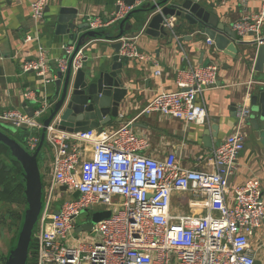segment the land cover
Returning a JSON list of instances; mask_svg holds the SVG:
<instances>
[{
    "label": "built area",
    "instance_id": "built-area-1",
    "mask_svg": "<svg viewBox=\"0 0 264 264\" xmlns=\"http://www.w3.org/2000/svg\"><path fill=\"white\" fill-rule=\"evenodd\" d=\"M238 1L244 6V0ZM140 3L141 0L133 4L118 0L113 18L102 21L88 17L87 25L94 30L123 19ZM47 4L48 0L29 3L30 16L36 23L42 22ZM160 11L157 7L153 13ZM263 15L264 0L257 15L243 10L232 23L236 40L245 41L251 32L252 42L262 43L259 30ZM176 21V16H163L161 25L178 41ZM37 40L36 33L24 38L26 43ZM118 41L120 57L148 59L138 50L134 38L121 36ZM204 46L216 51L209 37ZM62 47L65 57L56 61V71L50 69L45 49L37 46L35 59L20 65L21 73L33 72L44 87L53 83L57 70L65 73L75 44ZM211 54L205 66L189 63L177 70V90L156 94L143 112H158L194 125L206 124L203 92L216 86L220 68ZM82 58L83 49L79 48L71 61L74 72L81 67ZM46 96L27 88L24 99L37 105L31 116L24 108L6 109L0 114L1 122L29 131L25 144L31 153L40 139L36 131L43 128L42 121L52 105ZM245 101L249 99L236 106L235 130L213 147L206 168L185 166L181 162L184 156L174 150L160 158L138 153L136 150L144 147L146 141L129 124L112 131L98 127L67 132L52 119L45 128L44 143L50 151V163L48 172L42 174L43 206L31 238L34 264H254L251 239L264 222L262 185L255 178L230 185L244 148V122L251 112ZM45 111L47 114L42 116ZM66 192L76 196L59 203L56 209L61 194ZM175 193H188L204 211L173 210ZM96 203L106 206L111 214L92 224L90 233L95 234V239L88 242L75 234L86 233L77 231L80 225L76 219ZM85 223L88 221L82 224Z\"/></svg>",
    "mask_w": 264,
    "mask_h": 264
},
{
    "label": "crops",
    "instance_id": "crops-1",
    "mask_svg": "<svg viewBox=\"0 0 264 264\" xmlns=\"http://www.w3.org/2000/svg\"><path fill=\"white\" fill-rule=\"evenodd\" d=\"M30 1L0 0V114L6 109L22 110L24 102L26 107H36L37 105L31 104L23 97L27 88L36 90L39 95H47L46 99H49L53 93L54 89L47 90L33 72L21 73L20 65L26 60L35 59L37 46H41L46 51L50 69L52 72L56 71V61L65 57L62 46L69 43L67 35L55 34L53 28L48 25V21L58 8L64 6L77 9L75 22L81 24L87 23L88 17H99L102 21H109L118 9V0H48L42 22L36 23L30 16ZM216 1L207 0V2ZM261 6L262 0H244V6L238 0H221L219 5L211 8V11L218 15L219 21L232 28V23L241 17L243 10L248 15H257ZM141 16L144 15L136 13L129 22L136 25V21ZM120 21L121 19L114 20L94 29L100 35L91 39L83 49V56L87 57L88 61L96 62L109 57L107 62H111V56L114 55L112 44L117 41L113 38L119 33ZM142 26L143 24L133 26L131 31L124 32L122 36L134 38L138 50L148 59L129 58L123 64L122 80L128 93L119 110L121 117L100 128L112 131L129 124L133 131L138 136L144 137L146 141L144 147L136 150L138 153L160 158L174 150L178 155L184 156L181 162L185 166L206 168L213 147L235 130L236 106L248 98L249 101L245 102L249 104L251 112L243 126L246 133L244 148L238 156L237 168L230 185L233 187L255 178L260 181L264 195V115H261L259 105L258 109L254 110L255 108L250 104V96L258 94L259 88L264 87V72L253 70L257 43L248 42L239 47L235 58L219 50H204L202 61L211 59L210 53H213L220 68L216 86L203 92L208 122L204 125H194L180 119L165 117L158 112L146 113L143 109L161 91L177 90L175 82L177 70L185 68L189 63L199 64L206 36L199 35L195 39L192 35V38L188 39L186 36L192 30L183 31L175 27L179 40L176 41L172 37V42L168 43V37L159 38L145 34L143 32L145 25ZM186 28L187 26H182V29ZM87 29L89 27L84 30ZM33 33L37 34L38 40L26 43L25 36ZM259 36L264 39V15ZM124 59L120 57V60ZM156 70H160L161 73L156 74ZM213 123L218 126L217 140L213 147L208 148L202 142L203 130ZM36 134H40V131H36ZM199 157L200 161L197 160ZM75 196L72 195V198ZM58 207L59 202L56 204V209ZM183 207L174 202L173 210L179 209L182 212ZM191 211L203 212L204 208L188 195L184 213ZM251 244L255 260L264 264V222L255 231Z\"/></svg>",
    "mask_w": 264,
    "mask_h": 264
},
{
    "label": "water",
    "instance_id": "water-1",
    "mask_svg": "<svg viewBox=\"0 0 264 264\" xmlns=\"http://www.w3.org/2000/svg\"><path fill=\"white\" fill-rule=\"evenodd\" d=\"M220 1L155 0V3H151L141 0L138 7L132 9L121 19L119 33L113 39L117 40L124 32L131 31L133 26L143 24V26L145 25L143 29L145 34L159 38L168 37L167 42L171 43L172 36L161 23L163 16H176L177 26L175 24V27L177 29L192 30L186 36L188 39H191L192 35L195 39L199 35L209 37L213 40L217 51L219 50L223 54L235 58L239 47L253 41V34L249 32L245 41H237V35L231 27L219 21L218 15L211 11V8L219 5ZM133 2L134 0H125L126 4H133ZM144 5L149 8L146 9ZM47 7H45V11ZM157 7L161 8V11L153 13ZM136 13L144 16L138 18L136 25H132L129 21ZM76 18L77 9L61 6L48 21V25L53 28L54 33L67 35L69 42L75 44V49L67 60L65 73L60 70L56 72V79L52 83L54 91L49 96L52 105L42 121L43 128L40 130V139L35 151L29 152L14 137L0 129V143L7 148V157L17 161L21 167V174L18 175V179L23 185L27 204L16 243L7 253L4 264L27 263L32 232L43 206V178L39 169L38 157L44 144L45 128L48 123L55 119L58 122V128L67 132L102 127L114 122L119 117V110L128 93V89L124 86L122 80V66L128 59L120 60L118 51L121 43L119 41L112 44L114 55L111 56L110 63L107 62L109 57H104V60L101 59L96 62L88 61L87 57H83L81 67L75 72L73 71L71 67L73 55L79 48L84 49L86 44L95 36L100 35L99 32L94 30H84L88 27L87 23H76ZM185 25L187 28L182 29V26L186 27ZM262 41L255 47L253 70L256 72H264V39ZM203 47L199 64L205 66L210 62V58L202 61L204 50H211L212 48H206L204 45ZM210 56H212L211 53ZM250 104L252 108H255L254 110L258 109L259 105L261 115H264V87L259 88L258 94L250 96ZM22 107L30 116L32 115L33 107H26V102L22 104ZM217 130L218 126L215 123L203 130L202 142L205 147H213L214 142L217 140ZM61 190H65V187H61ZM109 214V211L96 213L92 215V219L99 221L108 217ZM91 226V222L82 224L77 228V231H88ZM254 264H261V262L255 260Z\"/></svg>",
    "mask_w": 264,
    "mask_h": 264
},
{
    "label": "rangeland",
    "instance_id": "rangeland-1",
    "mask_svg": "<svg viewBox=\"0 0 264 264\" xmlns=\"http://www.w3.org/2000/svg\"><path fill=\"white\" fill-rule=\"evenodd\" d=\"M31 2V1H30ZM31 35H34L31 34ZM71 43V42H69ZM84 57V56H83ZM47 90H51L53 88V84L49 83L46 85ZM48 111H45L42 116L46 115ZM0 129L2 131H4L5 133L9 134L10 136H13L15 139L18 140V142L24 147L26 148L28 151H31L28 146L25 144V135L23 132L21 131H17L15 130V128L9 124H5L4 122L0 121ZM244 132V130H243ZM246 135V133H245ZM49 149L46 145V143L43 144L41 150H40V154H43V158L40 161V173L41 175L43 173H47L48 172V168H49V163H50V156H49ZM39 154V156H40ZM0 164L2 163L1 160H3V157L0 156ZM4 163L6 164V166H10L11 163L9 162V159L6 160L4 159ZM3 163V164H4ZM43 177V175H42ZM188 193H182L181 195H178L177 193H175L173 195V205L174 202L178 205L183 207L181 210L182 212H184V208L186 205V201L188 198ZM72 198V195L70 193H62L61 194V198L59 200V203L63 202L64 200H69ZM23 204L22 205H18L16 204V202H4L1 201L0 202V218L3 216V214L6 213V221L8 223V219H9V210L12 208L14 211L15 210H19L22 211L23 210ZM106 206L101 205V204H94L92 206V208H87L84 209L81 213V215L76 219V223H78L79 225H81L82 223H84L85 221L91 222L93 225L96 224L97 221L92 219V215L96 214V213H102L106 211ZM181 212V211H180ZM110 213V212H109ZM111 214V213H110ZM109 214V215H110ZM14 230H15V225H11L8 226L7 224H5L4 226L2 225V223H0V262H2L5 254L7 253V250L10 248L11 246V242H12V237L14 234ZM77 236L81 237L82 239H85L88 242L94 241L95 239V234L94 233H90V231H86V233L84 232H80V233H75ZM97 240V238H96Z\"/></svg>",
    "mask_w": 264,
    "mask_h": 264
},
{
    "label": "trees",
    "instance_id": "trees-1",
    "mask_svg": "<svg viewBox=\"0 0 264 264\" xmlns=\"http://www.w3.org/2000/svg\"><path fill=\"white\" fill-rule=\"evenodd\" d=\"M144 6L146 9L149 8L146 5ZM17 131L23 132L25 137L29 134V131L25 128H19L17 129ZM43 155L44 153L40 154V156L38 157L39 168H40V161L42 160ZM0 156L3 157V160H1L2 163L0 164V202L4 201V202L11 203L15 201L17 206L18 205L20 206L22 204L24 206L22 211H19V210L14 211L12 208L9 210L8 223L5 220L6 213L3 214V216L0 218V223H2L3 226L5 224H7L8 226L15 225V230H14V234L12 237L11 246L9 248L10 250L13 248V246L16 243V239L19 234L21 224L23 221V213L26 210L27 204H26V199L24 197L23 185L18 179V175L21 174V167L19 163L7 157V148L1 143H0ZM4 159L6 160L9 159V162L11 163V165L6 166V164L4 163ZM32 249H33V241L31 240L26 264H34L33 257L31 256V254L33 253ZM5 258H6V255L4 256L0 264H4Z\"/></svg>",
    "mask_w": 264,
    "mask_h": 264
},
{
    "label": "flooded vegetation",
    "instance_id": "flooded-vegetation-1",
    "mask_svg": "<svg viewBox=\"0 0 264 264\" xmlns=\"http://www.w3.org/2000/svg\"><path fill=\"white\" fill-rule=\"evenodd\" d=\"M9 252V249L7 250V253ZM7 253L5 255H7Z\"/></svg>",
    "mask_w": 264,
    "mask_h": 264
},
{
    "label": "bare ground",
    "instance_id": "bare-ground-1",
    "mask_svg": "<svg viewBox=\"0 0 264 264\" xmlns=\"http://www.w3.org/2000/svg\"><path fill=\"white\" fill-rule=\"evenodd\" d=\"M119 39V38H118ZM118 39H117V41H118Z\"/></svg>",
    "mask_w": 264,
    "mask_h": 264
}]
</instances>
